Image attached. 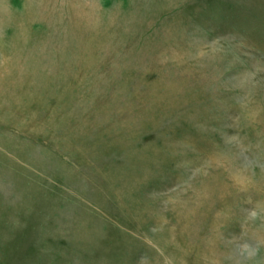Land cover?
I'll list each match as a JSON object with an SVG mask.
<instances>
[{
	"label": "rangeland",
	"instance_id": "rangeland-1",
	"mask_svg": "<svg viewBox=\"0 0 264 264\" xmlns=\"http://www.w3.org/2000/svg\"><path fill=\"white\" fill-rule=\"evenodd\" d=\"M0 264H264V0H0Z\"/></svg>",
	"mask_w": 264,
	"mask_h": 264
}]
</instances>
